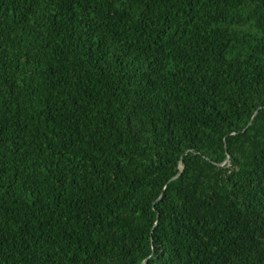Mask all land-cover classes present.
<instances>
[{"label": "trees", "instance_id": "16d2710c", "mask_svg": "<svg viewBox=\"0 0 264 264\" xmlns=\"http://www.w3.org/2000/svg\"><path fill=\"white\" fill-rule=\"evenodd\" d=\"M142 260L264 264V0H0V264Z\"/></svg>", "mask_w": 264, "mask_h": 264}, {"label": "water", "instance_id": "95a60500", "mask_svg": "<svg viewBox=\"0 0 264 264\" xmlns=\"http://www.w3.org/2000/svg\"><path fill=\"white\" fill-rule=\"evenodd\" d=\"M256 111H257V110H255V111L253 112V114L251 115L250 120L247 122L246 126H248V125L250 124L251 119H252L253 116L255 115ZM227 159H228V156L226 155L225 160H227ZM143 262H144V260H142V261L140 262V264H142Z\"/></svg>", "mask_w": 264, "mask_h": 264}]
</instances>
